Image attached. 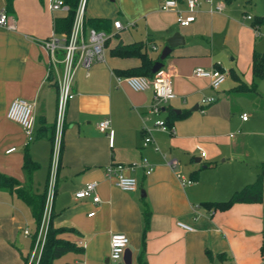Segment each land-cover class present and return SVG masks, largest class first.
<instances>
[{
	"label": "crops",
	"instance_id": "1",
	"mask_svg": "<svg viewBox=\"0 0 264 264\" xmlns=\"http://www.w3.org/2000/svg\"><path fill=\"white\" fill-rule=\"evenodd\" d=\"M163 3L87 0V20L110 19L105 31L115 30L113 22L120 20L124 28L108 40L107 61L88 69L80 66L73 79L74 97L66 111L52 207L56 227L74 228L61 236L84 251L68 252L53 264H128L129 256L120 261L110 258L113 233L128 235L130 264H140L146 204L152 211L145 237L148 264H264V194L261 202H239L225 211L204 206L194 209L206 201L228 199L254 182L261 171L264 131H241L251 122L249 114L247 120L242 118L246 110L241 99L250 101L254 122L264 124V78L256 79L258 91L232 89L239 78L248 85L254 81V52L264 54V50L257 51L254 37L260 38L264 24L255 28L253 21L264 16V10L247 18L253 0H200L196 20L180 26L177 12L163 10ZM219 4H223L222 10L216 9ZM4 8L15 20L16 29L0 26V172L26 185L25 153H31L40 169H47L48 179L54 145L47 137L28 142L22 126L7 113L14 99L24 98L36 106L35 136L44 132L38 131L42 125L56 123L60 91L55 81L62 75L49 79L48 56L38 40L57 33L56 18L68 12L53 11L50 0H0V11ZM179 9H187L185 0H179ZM243 21H251L250 28ZM134 26L138 28L124 33L123 39V30ZM91 27L97 28L87 25V30ZM176 32L185 43L172 50L164 66L172 71L177 97L166 105L162 117L168 118L172 112L185 115L174 121L173 132L155 128L151 118L147 124L153 128L152 142L145 146L144 119L153 92L117 84L115 75L132 76L124 70L138 66L141 60L116 56L112 48L119 40L126 44L143 41L149 55L157 59ZM216 64L229 73L218 90L211 87L209 79L194 75L196 68L210 69ZM231 70L238 79L231 76ZM206 97L217 99L205 105ZM106 118L111 120L109 134L98 128ZM256 134L262 136L259 143L251 138ZM13 147L16 150L8 153ZM169 158L180 160V171L191 177L193 184L181 186L167 164ZM143 159L154 167L152 173L146 174L141 166L125 170L138 180L135 191H124L106 178L110 164L140 165ZM38 171L33 189L42 192L46 181L42 189L35 185ZM92 181L99 183L101 202L76 199V191ZM91 212L95 214L89 216ZM33 222L32 209L22 198L0 190V264H25L23 256H29L33 246ZM180 222L192 229L183 228ZM26 229L30 235L25 234ZM221 252L226 255L220 257Z\"/></svg>",
	"mask_w": 264,
	"mask_h": 264
},
{
	"label": "built area",
	"instance_id": "2",
	"mask_svg": "<svg viewBox=\"0 0 264 264\" xmlns=\"http://www.w3.org/2000/svg\"><path fill=\"white\" fill-rule=\"evenodd\" d=\"M212 2V0H208ZM51 8L53 11H69V5L65 0H50ZM187 9H179V0H164L162 9L165 11H176L177 22L180 26H188L196 20L197 9L200 0H185ZM87 0H80L74 24L69 34L55 33L50 37L38 40V43L48 56V69L49 74L59 75V70H62V77L58 78L60 89L58 110L56 118V135L54 141V149L51 163V173L48 182V199L47 207L44 215L43 222L39 229L35 244L32 248L28 264H38L42 255V251L46 242L48 224L50 220L51 210L53 206L56 185H57V168L60 161V151L62 145V135L64 131L66 111L69 101L74 97L72 92V83L77 69L80 66L89 68L92 64L97 62H106V47L108 40L120 30L124 28L122 21L115 20L113 27L115 30L110 33L105 30H100L91 27L87 30L85 26V8ZM223 4H219L216 9L222 10ZM251 18V16H247ZM0 26L7 29H16L15 20L9 15L4 8L0 11ZM157 49V46H153ZM228 71L221 70L217 67L206 69L198 67L194 71L196 77L207 78L210 80L211 87L218 90L226 81ZM118 85L126 83L135 91L152 90V102L148 109V114L144 119L143 131L145 133L144 145L152 142L151 131L147 122L153 118L155 128L164 131H174V125L170 126L166 118L162 117L166 105L177 97L172 84V71L170 68L163 67L158 72L154 73L153 77L144 75L132 76H119L115 75ZM216 97H206L203 102L209 105L216 101ZM35 103L24 98L14 99L8 109L7 116L10 120L20 124L24 133L31 142L35 139L36 130V108ZM242 118L248 119V113H243ZM98 128L103 133H111V120L109 118L103 119L99 122ZM13 147L7 152L15 151ZM206 153L203 152L202 156ZM167 164L175 173L181 186L185 187L193 184L194 180L187 177L180 171V160L178 158H169ZM138 166L144 167L146 174L152 173L154 167L146 160L143 159L140 165L138 164H110L106 167V178L113 182L116 186L124 191H135L138 188V180L134 176L126 175L125 170H134ZM97 181L87 183L84 187L76 191V199L91 198L95 204L101 202V197L98 193ZM200 208V204L194 207L195 211ZM95 212H91L89 216H93ZM180 226L185 229L191 230L192 228L180 222ZM25 234L30 235L29 229L25 230ZM111 253L110 258L113 261H120L124 258L126 250L130 244V238L124 233H113L111 236Z\"/></svg>",
	"mask_w": 264,
	"mask_h": 264
},
{
	"label": "trees",
	"instance_id": "3",
	"mask_svg": "<svg viewBox=\"0 0 264 264\" xmlns=\"http://www.w3.org/2000/svg\"><path fill=\"white\" fill-rule=\"evenodd\" d=\"M66 3L69 5V11L66 16L58 17L55 20V29L59 34H69L71 32L72 26L74 24L76 12L78 6L80 4V0H65ZM110 19H97V18H89L88 20L85 17V26H95L100 30H103L109 23ZM264 24V16H257L253 21V26L258 28ZM107 32H111L109 29H106ZM118 36V34H116ZM108 45V44H107ZM112 54L116 56L122 57H136L141 60V63L134 67L127 70H124V73L127 75H144L148 77H153V66L159 60L153 59L148 51L147 45L143 41H137L133 43H123L122 40L112 48ZM215 67L224 70L223 67L216 64ZM252 71L254 76V81L248 85L242 80H239V75L236 73L235 70H231L230 74L234 78L238 79V85L232 89L234 92H254L258 91V84L256 79L264 78V54L259 52H254L253 60H252ZM117 73H121V71H117ZM50 80L54 81V74H50ZM55 85L59 89L58 81H55ZM60 91V89H59ZM185 113L177 114L172 112V114L166 118L167 123L170 126L174 125V121L180 117H183ZM65 127V126H64ZM44 130L40 135L37 133L35 139L41 137H47L52 145H54L55 135H56V123L54 125H42L40 130ZM36 134V133H35ZM40 163L36 161L31 153L27 151L24 156V163L23 168L25 170L27 176V184L22 185L18 179L13 176L6 175L0 172V190L10 192L20 198H22L32 209V214L35 222V230L32 232L33 238V246L35 244L39 229L44 219L46 207H47V199H48V182L47 181L46 187L42 192H37L33 189V180L34 174L36 171L40 169ZM205 167L208 165H204ZM260 173L258 174L257 179L245 185L243 188L235 191L228 199L222 201H206L200 204V206H204L209 210H221L225 211L231 208L234 204L239 202H261L263 200L264 194V162L260 166ZM196 171V173H198ZM194 174V173H193ZM56 194V191H55ZM152 211L149 206L146 204L144 209V241H143V249L139 256V263L140 264H148L146 259V233L150 227V220H151ZM54 219V211L53 207L51 210L50 220L48 224L47 230V237L46 242L42 251L41 258L38 264H53L54 261L61 257L62 255L68 252H82L84 248L77 243L65 239L61 236L62 232L65 230H73L74 228L71 227H56L53 222ZM32 246V248H33ZM220 257L226 255V252L218 253ZM25 264H28L29 256H23Z\"/></svg>",
	"mask_w": 264,
	"mask_h": 264
},
{
	"label": "rangeland",
	"instance_id": "4",
	"mask_svg": "<svg viewBox=\"0 0 264 264\" xmlns=\"http://www.w3.org/2000/svg\"><path fill=\"white\" fill-rule=\"evenodd\" d=\"M253 2H255V5L248 8V13H247L246 16L250 15L251 17H254V13L253 12H256V10H264V0H253ZM243 22L245 23V25L248 26V28H250L251 21H248V22L243 21ZM136 28H138V26H134V27H131V28H126L125 30H123V32H122L123 39H126V35L124 33H128L130 31L134 32ZM250 39H251V37H250ZM254 40H256V43H257L256 44L257 51H263L264 50V26L262 27V30H261V33H260V38L255 39V37H254ZM236 44H237V42H236ZM252 44H254L253 41H252ZM229 55L230 56L231 55L234 56L233 54H229ZM229 58L230 57H227V61L228 62H229ZM60 74L62 75V70H59V75ZM241 101H240L241 105L246 110V112L250 115V118H251V122H250L249 126L246 129L241 128V131L242 132H245V130L253 131V132L264 131V124L263 123L254 122L255 118H253L252 106L250 104V101L247 100V99H243V98L241 99ZM261 137L262 136L259 135V134L251 136V138L253 139V141H255V143H259ZM49 178H50V171L48 173V179ZM48 179H47V169L45 167H41V169L38 171L37 176L35 178V185L39 186L42 189V188L45 187V181H46V184H47ZM30 228L32 230H35L36 226H35L34 222L30 224ZM28 263H29V260H28Z\"/></svg>",
	"mask_w": 264,
	"mask_h": 264
},
{
	"label": "water",
	"instance_id": "5",
	"mask_svg": "<svg viewBox=\"0 0 264 264\" xmlns=\"http://www.w3.org/2000/svg\"><path fill=\"white\" fill-rule=\"evenodd\" d=\"M185 43L184 37L181 35L180 32H176L172 37H170L167 40V45L162 50V53L160 55L159 60L154 64L153 66V73L158 72L161 68L165 65V60L168 58V56L171 54L172 50L180 45H183ZM126 256H129V261H126V263L130 264L131 259V251L129 249L126 250V253L124 255V259H126Z\"/></svg>",
	"mask_w": 264,
	"mask_h": 264
}]
</instances>
